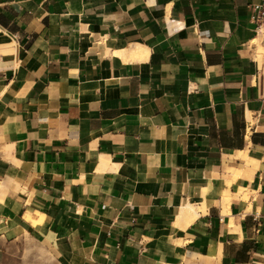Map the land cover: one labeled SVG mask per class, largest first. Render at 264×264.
Segmentation results:
<instances>
[{"label":"crops","instance_id":"1","mask_svg":"<svg viewBox=\"0 0 264 264\" xmlns=\"http://www.w3.org/2000/svg\"><path fill=\"white\" fill-rule=\"evenodd\" d=\"M259 1L0 0V264H264Z\"/></svg>","mask_w":264,"mask_h":264},{"label":"built area","instance_id":"2","mask_svg":"<svg viewBox=\"0 0 264 264\" xmlns=\"http://www.w3.org/2000/svg\"><path fill=\"white\" fill-rule=\"evenodd\" d=\"M254 18L259 24L264 22V0H260L254 8Z\"/></svg>","mask_w":264,"mask_h":264},{"label":"bare ground","instance_id":"3","mask_svg":"<svg viewBox=\"0 0 264 264\" xmlns=\"http://www.w3.org/2000/svg\"><path fill=\"white\" fill-rule=\"evenodd\" d=\"M138 51H139V49H138ZM138 51H136V49L134 50L133 49V51L131 52V54L133 55L134 54V56H138V54H140V51H139V53H137ZM189 204V203H188ZM186 206V205H185ZM184 206V207H185ZM184 209V208H183ZM186 210V211H185ZM184 213H185V215H186V213H188L189 215H191V216H195L196 215V213H197V211H196V209L192 206V205H188L187 206V208H185L184 209ZM182 214V216H184L183 215V213H181ZM180 214V215H181ZM186 218H187V215L185 216Z\"/></svg>","mask_w":264,"mask_h":264}]
</instances>
